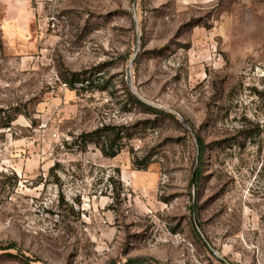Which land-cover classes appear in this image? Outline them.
I'll list each match as a JSON object with an SVG mask.
<instances>
[{"label":"rangeland","instance_id":"obj_1","mask_svg":"<svg viewBox=\"0 0 264 264\" xmlns=\"http://www.w3.org/2000/svg\"><path fill=\"white\" fill-rule=\"evenodd\" d=\"M257 92L264 0H0V264H264Z\"/></svg>","mask_w":264,"mask_h":264},{"label":"trees","instance_id":"obj_2","mask_svg":"<svg viewBox=\"0 0 264 264\" xmlns=\"http://www.w3.org/2000/svg\"><path fill=\"white\" fill-rule=\"evenodd\" d=\"M65 84H67L69 87L74 89L76 87L75 85L80 84L82 85L83 89L87 90H93L94 89V82L88 80V79H82L80 75L73 74L71 80H65ZM100 89V92L107 91L106 86H103V88ZM126 93L128 95V98L137 106L147 108V106L141 102L137 97L132 95L128 90H126ZM258 96L262 98L264 96V92H257ZM151 110V109H150ZM155 112L156 114H162V112L151 110ZM21 114L15 113L10 118H7V123L5 128L10 127L11 123H13L18 116ZM135 137L134 134H131L127 129L124 127H111V126H105L103 128H99L91 133H84L82 134L78 139L77 143L81 151H86L87 148L91 145L96 146L100 149L101 153L106 158H115L118 156L126 147L125 143L133 140ZM200 148H201V155L204 153V147L203 143L200 141ZM134 166L137 169H143L142 166L139 164L134 163Z\"/></svg>","mask_w":264,"mask_h":264},{"label":"water","instance_id":"obj_3","mask_svg":"<svg viewBox=\"0 0 264 264\" xmlns=\"http://www.w3.org/2000/svg\"><path fill=\"white\" fill-rule=\"evenodd\" d=\"M128 87H129L130 90L133 91V88H132V85H131V82H130L129 77H128ZM133 94H134L136 97H138L137 94H135V93H133ZM182 124H183V126H184L188 131L192 132L191 129H190V127H189V125H188L185 121H182ZM208 246H209V248L211 249V251L214 252V249L212 248V246H211L210 244H208ZM217 257H218L219 260L224 261L226 264H232V263L226 261L225 259L221 258L220 256H217Z\"/></svg>","mask_w":264,"mask_h":264}]
</instances>
